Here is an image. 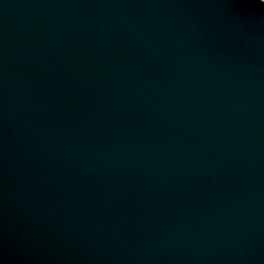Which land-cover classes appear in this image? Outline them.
I'll use <instances>...</instances> for the list:
<instances>
[{
	"label": "water",
	"instance_id": "1",
	"mask_svg": "<svg viewBox=\"0 0 264 264\" xmlns=\"http://www.w3.org/2000/svg\"><path fill=\"white\" fill-rule=\"evenodd\" d=\"M0 264H264V3L0 0Z\"/></svg>",
	"mask_w": 264,
	"mask_h": 264
},
{
	"label": "clouds",
	"instance_id": "2",
	"mask_svg": "<svg viewBox=\"0 0 264 264\" xmlns=\"http://www.w3.org/2000/svg\"><path fill=\"white\" fill-rule=\"evenodd\" d=\"M262 3H264V0H261Z\"/></svg>",
	"mask_w": 264,
	"mask_h": 264
}]
</instances>
